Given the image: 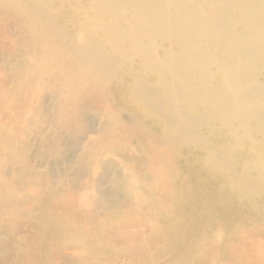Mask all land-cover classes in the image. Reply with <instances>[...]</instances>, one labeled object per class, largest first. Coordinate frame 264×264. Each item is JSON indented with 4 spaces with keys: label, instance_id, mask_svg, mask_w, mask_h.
<instances>
[{
    "label": "bare ground",
    "instance_id": "bare-ground-1",
    "mask_svg": "<svg viewBox=\"0 0 264 264\" xmlns=\"http://www.w3.org/2000/svg\"><path fill=\"white\" fill-rule=\"evenodd\" d=\"M0 191L23 263L264 264V0H0Z\"/></svg>",
    "mask_w": 264,
    "mask_h": 264
},
{
    "label": "rangeland",
    "instance_id": "rangeland-1",
    "mask_svg": "<svg viewBox=\"0 0 264 264\" xmlns=\"http://www.w3.org/2000/svg\"><path fill=\"white\" fill-rule=\"evenodd\" d=\"M2 171V169H1ZM8 171V178H12L13 171ZM47 191H50V188L47 186V188L40 191L42 196L47 195ZM6 194L0 191V203H2L5 199ZM50 199V198H45ZM36 205H39V201L35 202ZM39 208V206H37ZM53 209H42L39 210L37 213H34L32 217H25L23 219V223L20 227L19 232L16 235H13L11 239H9V233L3 232L0 236V240L2 242H5V245H0V264H32V263H23L21 262L20 258L25 257L26 255H37L34 252L42 253V241L43 236L46 233V220L49 219L54 215ZM33 220L34 222H37L36 228H27V224L25 222ZM118 223L117 219L108 221V217H104V219L101 222L94 223V229L96 231H100L102 227H107L111 225V223ZM156 222V221H155ZM80 225H76L73 227V225L69 224L67 226L63 227V231H65L62 234V237L64 240L60 245H63L66 242H78L79 240L84 241V249L88 250L89 254L98 251L101 252H107L111 255H117V254H123L125 252V249L120 247H114L109 246L107 242H101L98 245V248H96L94 245H88L87 241L85 243V234L87 233L88 227L85 225L84 221L80 222ZM157 223V222H156ZM24 224V225H23ZM2 225V222L0 223V226ZM156 225V224H155ZM155 225H153V228H150L147 231V235H153L155 231ZM224 241L225 236H223ZM41 239V240H40ZM7 241L9 242L7 244ZM39 241V242H38ZM223 241V240H222ZM90 243V242H89ZM56 244V243H55ZM78 244V243H77ZM59 245V246H60ZM160 245V244H159ZM95 249V250H94ZM45 253H47V250H45ZM6 257V258H5ZM46 260V259H45ZM47 261V260H46ZM44 264H48V262H44Z\"/></svg>",
    "mask_w": 264,
    "mask_h": 264
}]
</instances>
